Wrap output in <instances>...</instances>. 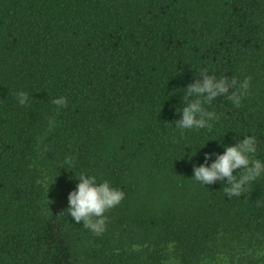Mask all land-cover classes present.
I'll use <instances>...</instances> for the list:
<instances>
[{
    "label": "trees",
    "instance_id": "trees-1",
    "mask_svg": "<svg viewBox=\"0 0 264 264\" xmlns=\"http://www.w3.org/2000/svg\"><path fill=\"white\" fill-rule=\"evenodd\" d=\"M200 68L248 94L181 133ZM245 135L264 160V0H0V264H264V177L233 197L192 178ZM80 173L124 192L99 236L42 209Z\"/></svg>",
    "mask_w": 264,
    "mask_h": 264
},
{
    "label": "clouds",
    "instance_id": "clouds-1",
    "mask_svg": "<svg viewBox=\"0 0 264 264\" xmlns=\"http://www.w3.org/2000/svg\"><path fill=\"white\" fill-rule=\"evenodd\" d=\"M213 73L208 68H200L197 75L203 79H193L191 83L179 88L183 89V107L175 108L180 115L175 121L176 128L181 130V133L183 130L210 129L219 117L215 111L207 110L205 105H211L218 96L226 95L239 107L242 98L248 94V78L237 81ZM16 99L20 105H24L28 101V94L19 91L16 93ZM52 104L57 109L63 108L67 105V98H54ZM54 123L49 120V127L54 126ZM223 147L224 151L220 154L205 153V160L210 162L193 165L192 178L203 186L219 181L225 184L224 192L228 197L240 196L252 182L264 177V160L256 158L257 137L245 135L235 144ZM213 156L214 159H210ZM71 178L78 182L68 193L67 208L61 213L64 215L66 211L74 222L83 221V227L94 235L103 234L106 231L104 213L120 204L124 192L107 180L97 182L94 175L80 173Z\"/></svg>",
    "mask_w": 264,
    "mask_h": 264
},
{
    "label": "rangeland",
    "instance_id": "rangeland-1",
    "mask_svg": "<svg viewBox=\"0 0 264 264\" xmlns=\"http://www.w3.org/2000/svg\"><path fill=\"white\" fill-rule=\"evenodd\" d=\"M45 183H46V181H45ZM49 184H51V183H49ZM49 184L46 185V191H45L46 193H45V198H44V201L42 204L43 205L42 209H44L46 211L55 210V209L60 210V211L66 210L67 203H68L67 202V195L71 190H73L75 188L76 185L69 186L68 188H65V189H59V188H52V186ZM143 246H144V244L137 246L136 248L141 249V247H143ZM241 249H245V245ZM259 253L261 254L263 252L259 251ZM218 262H219V259H217L213 262L205 263V264H220ZM165 264H176V263L174 262L173 259H169L165 262Z\"/></svg>",
    "mask_w": 264,
    "mask_h": 264
}]
</instances>
